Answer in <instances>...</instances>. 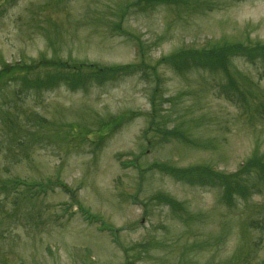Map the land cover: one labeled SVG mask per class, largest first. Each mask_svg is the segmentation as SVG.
I'll use <instances>...</instances> for the list:
<instances>
[{
	"label": "rangeland",
	"instance_id": "obj_1",
	"mask_svg": "<svg viewBox=\"0 0 264 264\" xmlns=\"http://www.w3.org/2000/svg\"><path fill=\"white\" fill-rule=\"evenodd\" d=\"M136 1L0 0V68L19 60L39 63L42 57L104 66L129 64L136 61L131 35L143 44V62L150 67L77 90L61 83L41 92L25 91L20 83L3 88L0 264H124L125 255L111 233L124 247L143 245L133 259L136 264H264V232H242L249 216L264 221V214L253 206L264 197L255 195L248 203L241 200L230 206L219 202L216 189L144 173L155 162H163L165 168L205 164L230 173L255 150L264 154V115L243 114L217 96L215 84L223 79L222 73H178L160 65L156 82L151 75L157 61L178 48L224 39L264 42V0H218L228 4L193 13H178L161 4L140 10L130 6ZM118 21L124 34L109 31ZM233 64L258 87L249 93L264 101L260 64L243 59ZM153 88L161 108L154 124L162 135L154 128L147 130ZM119 115L125 120L114 118ZM107 119L116 129L100 133ZM187 119L195 121L191 125ZM188 126L193 128L189 139L199 137L205 148L186 145L173 134L165 136L174 127L180 132ZM14 181L21 184L13 186ZM49 181L55 186L35 195L22 186ZM60 184L71 193L63 192ZM156 193L182 201L203 220L189 231L167 206L152 202ZM79 207L112 229L98 231L84 221ZM261 210L264 213L263 204ZM192 244L201 247L190 252ZM127 255L134 254L128 250Z\"/></svg>",
	"mask_w": 264,
	"mask_h": 264
},
{
	"label": "trees",
	"instance_id": "obj_2",
	"mask_svg": "<svg viewBox=\"0 0 264 264\" xmlns=\"http://www.w3.org/2000/svg\"><path fill=\"white\" fill-rule=\"evenodd\" d=\"M223 1L229 3V1L242 2L245 0ZM136 2V4L134 3L130 6H137L140 10H144L145 8L143 9L142 6L154 8V6L161 4L172 7L178 13L186 11L193 13L195 10H205V12H209L228 4L224 2L220 3L218 0H137ZM127 9L128 6L123 8L121 15L122 19L126 15ZM113 28H111L110 31L124 34L119 21L115 23ZM125 34L129 33L125 32ZM132 38L135 39L138 58L136 59V63L127 65L104 66L97 63H85L81 61L69 62L60 59L47 60L44 59V57L39 60V63L34 59L27 62L19 60L13 63V65L4 63L0 68V96H3V88L12 83H20L23 90L34 92L48 91V89L59 83L67 86L71 90H77L82 86L85 87L87 84H102L127 75H135L138 71L143 72L142 65L145 56L143 44L140 43L138 37ZM235 59H243L251 64H260L264 71V42L246 41L243 43L224 39L222 41H207L202 46L198 47L178 48L168 55L162 56L153 66L151 71L154 74L151 73V75L155 78L154 82H156V78H158L156 74L157 68L160 65L172 68L174 69L173 71L178 73L190 72L192 70H206L210 75L222 73L223 79H221L217 85L215 84L217 96H221L230 101L234 106L237 105L240 111L244 110L243 114H249V116L253 118L259 113L264 115V101L262 99L261 101L258 100L256 96L249 93L250 88H254L258 91V87L248 76L242 75L244 73L234 66L233 60ZM41 72L44 74L42 77L40 76ZM146 76H148V74H146L145 77ZM158 94V91L154 88L151 90L149 97L151 112L147 130L154 128L158 135H162L163 133L158 129V126L154 124L156 115L161 112L160 104L158 103ZM180 96H184L183 92H181ZM175 100L176 99H173V102ZM114 118H122L121 120L124 121L126 117L124 115H119V117ZM115 120L117 121V119ZM191 122L192 119H189L188 123ZM69 127L71 126L69 125ZM177 128L178 127H174V129ZM115 129V122L107 119V123L102 127L100 126L98 131L100 133L104 131L112 133ZM171 131L170 133H166L165 136L173 134L175 138L182 139L189 146L205 148L203 142L189 139L188 134L191 133V129L188 128L184 130L187 138L186 135L183 137L177 130ZM162 163L163 162H155L148 166L145 172L141 170L140 176L142 179L143 172H156L169 176L175 181L186 185L216 189L220 193L219 202L230 206H233L235 202H240L241 200L247 202V200H251L255 195L264 197V154L259 153L257 150L254 151V154L249 159L240 164L234 172L230 173L216 171L213 167L205 164H195L187 167L170 166V168H165V164ZM48 187H50V185L41 188V191L45 192ZM63 188L68 191L65 186ZM29 189H31V187H29ZM151 200L152 202H158L167 206L170 209L172 217L180 224L187 227L189 231L192 224L201 222L204 218L202 214H195L185 203L168 194L156 193L151 197ZM262 204L264 206V200L261 204L253 205L259 210L258 214L261 216L264 214L262 210L260 211ZM83 216L88 221L101 222V218L90 215L87 211H83ZM249 217L250 221H245L243 224V234L250 229H257L258 231L260 229L261 233L264 232V221H259L257 220L258 218L253 219L251 216ZM101 224L102 230H104L106 226L103 223ZM112 238L113 241H116L114 234ZM135 246L140 247L133 249V247L128 248L122 245L119 246L125 255L124 264H136L134 262L136 259L133 260L135 255L142 252V248L145 249L143 245L137 244ZM194 246L201 247L198 244H192L189 248L190 252L193 251L192 248ZM128 250H132L134 254L131 258L127 255ZM184 264L193 263L186 262Z\"/></svg>",
	"mask_w": 264,
	"mask_h": 264
}]
</instances>
